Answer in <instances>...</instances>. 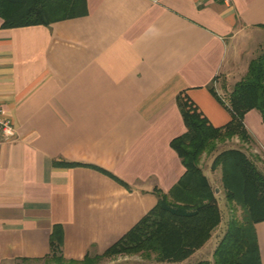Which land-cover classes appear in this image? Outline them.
Returning a JSON list of instances; mask_svg holds the SVG:
<instances>
[{
    "label": "crops",
    "instance_id": "1",
    "mask_svg": "<svg viewBox=\"0 0 264 264\" xmlns=\"http://www.w3.org/2000/svg\"><path fill=\"white\" fill-rule=\"evenodd\" d=\"M3 21L0 103L17 136L0 127V264H50L56 226L79 262L119 240L186 170L171 145L187 131L177 95L227 124L212 83L230 93L264 45V0H86L78 16ZM244 123L264 149L260 111ZM256 231L264 264V220Z\"/></svg>",
    "mask_w": 264,
    "mask_h": 264
},
{
    "label": "trees",
    "instance_id": "2",
    "mask_svg": "<svg viewBox=\"0 0 264 264\" xmlns=\"http://www.w3.org/2000/svg\"><path fill=\"white\" fill-rule=\"evenodd\" d=\"M84 12L86 0H0L4 27L50 23ZM177 101L187 131L171 141L186 167L176 185L168 193L156 190L158 202L146 215L102 254L86 255L81 262L64 256L63 232L56 226L51 252L45 257L50 264H97L104 257L122 253H155L158 261L166 262L190 257L212 237L222 221L215 188L200 165L204 153L215 152L212 168L222 170L226 200L240 206L243 215L229 221L213 252V264H261L256 223L264 220V170L242 146L218 150L217 143L234 135L244 142L255 141L244 116L255 108L264 120V51L250 61L246 75L229 93L233 117L227 124L214 126L186 91L177 95ZM194 264L211 263L201 260Z\"/></svg>",
    "mask_w": 264,
    "mask_h": 264
},
{
    "label": "rangeland",
    "instance_id": "3",
    "mask_svg": "<svg viewBox=\"0 0 264 264\" xmlns=\"http://www.w3.org/2000/svg\"><path fill=\"white\" fill-rule=\"evenodd\" d=\"M264 51V45L259 49L257 55ZM226 82V83H225ZM226 81V78L223 76L218 77L213 83L212 87L216 90V92L220 93V95L226 99L229 97V87L231 86ZM218 150H222L231 146H242L246 152L250 155V157L255 161L256 165L262 171L264 170V149L260 144L256 141L251 143L244 142L240 140L238 135L232 136L230 139H226L225 141H218ZM215 153L206 154L204 153L201 157L200 165L205 172V174L210 179L212 186L215 188L216 195L218 197L219 205L222 212V221L218 225V227L213 232V239L210 242L209 246L205 248L202 253H196L190 256L188 259L179 264H194L201 260H209L211 264H213V252L219 242V240L223 237L228 223L232 218L241 219L243 215V211L240 206H235L229 203L225 197V189L223 187V182L221 179L222 170L220 167L213 169L212 162L215 156ZM102 264H163V261H158L156 259L155 253H152L150 256H146L142 253L135 254H117L104 257L100 260ZM165 264H168L167 262Z\"/></svg>",
    "mask_w": 264,
    "mask_h": 264
},
{
    "label": "built area",
    "instance_id": "4",
    "mask_svg": "<svg viewBox=\"0 0 264 264\" xmlns=\"http://www.w3.org/2000/svg\"><path fill=\"white\" fill-rule=\"evenodd\" d=\"M228 2L229 0H224ZM0 127L4 141H12L17 136V129L12 120L5 114V111L0 103Z\"/></svg>",
    "mask_w": 264,
    "mask_h": 264
}]
</instances>
